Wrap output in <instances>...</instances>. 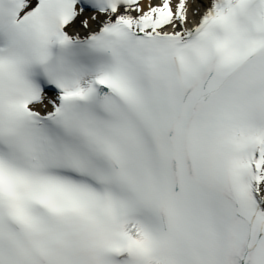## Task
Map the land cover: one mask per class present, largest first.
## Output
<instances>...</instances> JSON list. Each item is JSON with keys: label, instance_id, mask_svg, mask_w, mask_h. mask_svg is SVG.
<instances>
[{"label": "snow or ice", "instance_id": "obj_1", "mask_svg": "<svg viewBox=\"0 0 264 264\" xmlns=\"http://www.w3.org/2000/svg\"><path fill=\"white\" fill-rule=\"evenodd\" d=\"M0 264H264V0H0Z\"/></svg>", "mask_w": 264, "mask_h": 264}]
</instances>
